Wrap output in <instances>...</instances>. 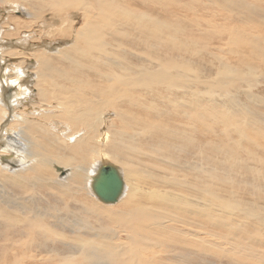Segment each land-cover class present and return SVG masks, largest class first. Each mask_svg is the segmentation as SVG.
<instances>
[{
  "label": "bare ground",
  "instance_id": "1",
  "mask_svg": "<svg viewBox=\"0 0 264 264\" xmlns=\"http://www.w3.org/2000/svg\"><path fill=\"white\" fill-rule=\"evenodd\" d=\"M144 1H139L137 12L124 22L121 19L127 14L116 0H0V7L8 5L11 10L22 11V17L11 13L5 20L9 29L1 26L2 61H10L8 70L18 72L25 60L31 61L19 75L5 68L2 73L0 67V151L9 152L6 140L10 132L21 140L19 146L10 147L9 160L8 153L0 157V264H141V258L146 260L147 255L135 249L130 231L118 234L127 241V248L107 245L116 226L125 229L137 226L138 221L143 238L158 235L154 241L160 245V256L176 253L167 262L156 264H184L177 255L186 245L192 247L200 264L210 257L205 254L220 261L232 258L231 264H264L262 254L234 249V244H254L260 236L264 238V207L257 203L244 207L242 200H219L217 193L204 184L203 179L212 178L215 171L205 168L206 161L230 166L232 160L217 156L210 160L202 144L198 145L190 150L194 162L191 167L185 166L186 160L184 167L179 165L181 159L174 163V168H184L185 184L169 183L164 173L173 159L159 139L162 133L175 138L172 123L179 120L203 127L204 123L219 122L225 132L240 138L247 130L264 140V129L256 125L258 121L264 124V119L257 118L256 109L244 104L263 103L253 90L260 92L264 87V33L258 35L256 28H264V16L259 13H264L259 3L264 4V0L152 1L150 6L159 8L156 21L168 32L152 29L151 44ZM196 9L200 18L195 17ZM226 10L243 21L241 29L226 26ZM72 15L76 16L75 22L71 21ZM79 15L86 24L77 26ZM123 26L122 35L132 44H139L137 52L142 64L139 59L136 64L127 61L122 43L109 37ZM32 27L43 32L42 42L27 32L10 35L11 28L20 31ZM192 57L197 60H190ZM141 66L151 72L147 79L135 73V68ZM1 78L10 84L6 86V96ZM132 86L144 92L141 98H132L139 103L138 116L126 119L127 131L121 124L115 130L114 121L106 126V117L113 114L114 106L125 92L132 91ZM148 107V117L142 118L140 114ZM53 113L68 123L83 125L68 124L67 130L62 129L49 117ZM162 113H166V127L159 119ZM114 115L119 116L117 112ZM87 119L94 120L93 127ZM178 127L184 138V127ZM79 128L82 131L77 134ZM184 140L177 145L174 142L171 150L187 151L183 148L191 145L194 138L187 134ZM248 145L259 147L251 141ZM98 159L116 167L122 179V190L114 203L101 202L93 192L92 179L99 166L97 170L93 167ZM140 161H153L161 167L159 178L149 174L147 191H142L145 167ZM59 173L64 175L58 177ZM5 184L10 185V191ZM34 188L50 192L58 210L39 203V198L30 193ZM176 189L184 194H175ZM206 199L210 209L204 206ZM232 215L246 220L243 228L229 221ZM47 216L63 228L50 226ZM195 217L201 222H196ZM90 219L99 229H94ZM248 219L255 223L248 224ZM165 223H182L184 228L170 231ZM205 226L218 229L221 239H230L229 247L206 240ZM80 229L91 236L85 237ZM168 232V237L162 239ZM224 232L232 234L224 237Z\"/></svg>",
  "mask_w": 264,
  "mask_h": 264
},
{
  "label": "rangeland",
  "instance_id": "2",
  "mask_svg": "<svg viewBox=\"0 0 264 264\" xmlns=\"http://www.w3.org/2000/svg\"><path fill=\"white\" fill-rule=\"evenodd\" d=\"M139 1H141V0H116V5H118L120 7V9L124 11L125 15L127 14L126 17L121 19L122 21L127 22L129 20L128 15L137 12L138 7H139ZM152 1H159V0H146L143 2V5H142L143 9L147 12L145 24L150 26V29L148 31V33H149V36H148L149 44H151L153 41V35L151 33L152 29L157 28L159 31L168 32L167 29L163 28V26L160 24L159 21H156L157 15L159 14V10H158L159 8L157 5H154L151 7L150 3ZM173 1H174V3H183L185 0H173ZM254 1H257V0H253V2ZM259 3L262 6H264L263 3H261V2H259ZM0 10H1L0 11V18H1L0 19V29H1V26L4 27V29H9L10 24L4 23V22L8 17H10L11 13H12L11 15H13V16L22 17V15L19 13V12H22L20 9H19V11H18V9L11 10L8 8V5L7 6L3 5L2 7H0ZM234 10L237 12L241 11L238 8H235ZM78 12L81 15V10ZM226 12H227L226 26L229 28L235 27L237 29H241L242 28L241 25L243 24V21L241 19H239L237 16H235L234 14H233L234 16H231L230 15L231 10L229 13L227 10H226ZM259 13L264 16V13H262L260 11H259ZM80 15H79V17H77V20H78L77 26L79 25V23L80 24H86L84 19H81ZM199 16H200L199 10L196 9L195 17L200 18ZM72 18L73 19L71 21L74 20V22H75L76 16H73ZM249 19H251V18H249ZM256 28H257V34L258 35H261V33L262 34L264 33L263 27L256 25ZM123 29H124V26L122 27V29L120 31L112 32V34L109 37L114 38L116 42H121L122 43L121 48H122V52H123L124 57L130 63L136 64L138 62V59L140 58L138 56V52H137L139 44L138 43L132 44L128 37H124L122 35ZM23 32H27V34L34 37L36 39V41L42 42V33L43 32H39L38 28H34V27L29 28L27 30L23 29L20 31H13V28H11L10 35L11 36L23 35ZM0 35L2 36L1 31H0ZM58 36H62V35H58ZM2 37H4V36H2ZM62 39L64 40V42L66 41L65 37H62ZM8 48H10V46H8ZM190 60L195 61V60H197V58L192 57V58H190ZM0 61H1L0 67L3 68L2 73L6 69L8 72L9 71L10 72H12V71L16 72V74H13V75H19L18 73L22 69L27 68L28 65L31 64V61L29 62L28 60H25V62L22 64V67L20 68V71L18 72V70H16V69L15 70L14 69L8 70L9 66H7V65L10 64V61L7 62V64L4 63L1 59V56H0ZM140 62L142 64L144 61H142V59H141ZM30 69L33 70V67H31ZM135 73L139 78H142V79H147L148 77L151 76V72L149 70L143 69L142 66L140 68L136 67ZM87 82H90V81H87ZM7 83L8 82L4 81L3 82L4 87L2 88V93L3 94L5 93V96L8 93V89H7L8 87H6V86L10 85ZM132 88H133L132 91L131 90L127 91L122 95L120 101L114 106L113 114H108V117H106V122H108V124L106 126L109 125L110 121H114L115 124L117 125V127L114 128L115 130H118L119 124H121L125 127V129L127 131V126L129 123L126 119L131 117V116H135V117L138 116L139 112L137 109V105L139 103L135 100H132V98H134V99L141 98L142 96H144V92L139 90L138 88H135L134 86H132ZM258 91H259V89L253 90V92L257 93L260 97H262L263 103L259 104L258 106L250 104L249 102H247V103L243 102V103L247 104L250 108L252 107V109H254V108L256 109L257 118L264 119V87L261 89L260 92H258ZM241 98H243V97H241ZM240 102L242 103V101H240ZM159 103H160V101H159ZM160 107L165 109V106L162 105L161 103H160ZM110 110H112V109H110ZM45 111H47V108H45ZM114 112H117L119 114V116H115ZM149 113L150 112H149V107H148L147 112L141 113L140 115L142 118H147L148 117L147 115ZM49 117L51 119H54V121L57 123V125L60 128L65 129V130H67L68 124H72L74 127H80L83 125L80 123L79 125L76 126L74 124V122L68 123V121L65 120L63 117H58V115L56 113L50 114ZM114 117L119 118L118 119L119 122L115 121ZM165 118H166V113H162V115L160 116L159 119H160V121H162L165 124V127H166L168 125V123H167ZM169 119H171V118H169ZM123 120H126L127 123H124ZM93 121H94L93 119H89V120L87 119V122L92 127L94 126ZM157 122H158V119H157ZM216 123L217 124H214L212 122L204 123V127H205L204 128L202 125L197 126V123H195L193 121L184 123V122H181L179 120H178V122H177V120H175L172 123V130L176 133L175 138L169 134H163V133L160 134L159 139L161 141V146L163 147V149H168L167 154H169L170 157L173 159V162L167 165V169H166L164 175L167 177L169 183L179 182V183L185 184L184 183L185 180L183 179L185 177L184 168H180V167L174 168V163H177L178 159H181L179 165L184 167V160H186L185 166L191 167L194 162L191 159V156H190L191 151L190 150L191 149H197V146L202 144L203 149H205V154L207 156L210 155L209 156L210 160L212 159L211 156L215 157V158L217 156L220 159H223V158H226V159L228 158V160L231 159L233 162V165L221 166L219 164L215 165V162L212 163V161H208V162L206 161L205 162V168H207V169L212 168V169H215V171H214L212 178L203 179L205 187L210 189L211 191L213 190V192H216L219 200H223V201H227V202H233L235 200H242L244 203V205H243L244 207L250 206L252 203H257L260 206L264 207V140L256 137L255 135H252L247 130H244V137L240 138L231 132H225V127L219 122H216ZM256 125L264 129V124L261 123L260 121L256 122ZM178 126L184 127V138L182 137V134L178 131L179 130ZM17 131H14V132H17ZM81 131H82L81 128H79L77 130V134L81 133ZM188 131H192V134L188 133ZM72 134L73 133H70V135H72ZM187 134L192 135V137L194 138V142L191 145H187L185 148H183V149H188V150L183 151V152H175V151L171 150L174 142H175V144L176 143L178 144V142H186L184 139H185ZM196 134H197V141H196ZM9 135H10V138L6 140V145H7L6 147L9 148V152H7L9 157H7V160H9L8 158H10V147L14 144L19 146V144L21 142V140L19 139L20 136H14L11 132ZM12 135H13V137H11ZM16 135H19V134H16ZM223 135H225V136H223ZM91 136L94 139L95 136L92 133V129H91ZM72 139H74V138L72 137ZM248 141L256 143L259 147L258 148L250 147L248 145ZM93 143H95L94 140H93ZM1 146L4 147L2 143H1ZM0 150H2V149H0ZM92 150H97V151L102 150L105 153L108 152V149H92ZM50 151H53V149H50ZM186 152L188 153V155L183 156ZM7 153L0 151V155H1L0 157L4 156V154H7ZM149 153L152 154V152H149ZM13 154H15V153L13 152ZM100 161H105V160L98 159L97 161H95L94 167H93L94 169L97 170V167L99 166ZM0 162H2V161H0ZM143 162L140 161V163L144 164V167H145L144 169H142L144 175L142 176L141 185H142V191H147V189L149 188V184H148L149 174L154 176V177L159 178V173H161V167L159 164L155 165V163L153 161H151V162L146 161L149 163H143ZM9 165H11V164H9ZM11 167H12V165H11ZM173 170H175V173H173ZM63 175H64L63 173H59L58 177H62ZM53 178L55 179V177H53ZM5 185L8 189V191H10V185L9 184H5ZM5 191L7 192V190H5ZM173 192L175 194H184V192L181 189H176ZM30 193L35 194L39 198V200H40L39 203H42L45 206H51L52 208H54V210H58L55 208V206L52 202L50 192H44L43 193L38 188H34V189L30 190ZM20 196H23L22 193L20 194ZM93 200L95 202H97L98 204H100L97 199H93ZM144 203L148 204L147 201H144ZM204 203H203L204 206L206 205L205 208L210 209V207H211L210 201H208V199H206L204 201ZM62 214L66 215V213L64 211L62 212ZM223 214L226 215L225 212H223ZM235 214L241 215V212H236ZM239 219H240V221H239ZM242 219H243L242 217L238 218L235 215H232L229 217L230 222H232L235 225H240V226L242 225L241 227L243 228L244 225L246 224V220L245 219L242 220ZM46 220L48 221V224L52 227L63 228L58 223L52 222V218L49 216L46 217ZM195 221L201 222V219L198 217H195ZM236 221H237V223H236ZM140 222L141 221L137 222V224H136L137 226H135L133 224L131 227H128L125 229H123L121 226H116L115 228L117 231L114 230L115 233L112 234L111 235L112 237H110L107 240L108 241L107 245L113 246V247L127 248L128 247L127 241L125 239H122L121 237H119L118 234H121L122 232L130 231L132 234V240H133L135 249L140 253V255H142V256L147 255L146 260L144 258H141V261H142L141 264H156L159 261L167 262L170 255H176V253L174 251H171L167 255L160 256L158 254L160 252V245L158 246L154 241V237L158 238V235L152 233L148 236V238H143L140 234L141 227L137 228L138 225H140ZM90 223L94 227V229H99V227L94 224V220L90 219ZM254 223H255V221L253 219H248V224L253 225ZM165 225H167V227L170 231L171 230H182L184 228L182 223H177V224L165 223ZM77 227H79V225ZM109 228H114V226L109 225ZM79 232L82 233L85 237L91 236V234H92V233L90 234V232L84 231L82 229H80ZM108 232H110V229ZM148 232L150 233V230H148ZM168 234H170V232L164 233L163 236H161L162 239L167 238ZM220 234H221V232L218 229H213V228L211 229V228L206 227V226H205L204 233H203L204 238L206 240L220 243L223 247L228 248L229 242H231V240L230 239H228V240L221 239L219 237ZM231 234L232 233H230V232H224V237L227 235H231ZM257 241H255L254 244H251L248 241L241 242L240 244H234V249L236 251H244V250L247 251L248 250V251H251L252 253L257 252V253H260L264 256V238L262 236H260ZM193 244H194V240H193ZM197 245L200 247L198 242H197ZM187 247L190 250H188ZM100 253L102 254L101 251H100ZM195 255L196 254L193 251L192 247L190 245H186L182 254L177 255V256L180 258V261H182L184 264H200V258H198ZM203 256L204 257L210 256V257L204 258V260L203 259L201 260V262L203 264H231L230 260L232 259V258L226 257L224 260L220 261V260H217L213 257L211 258V255H209V254H205ZM92 258L95 261L96 256H94L92 254ZM152 259H153L152 262L147 261V260L150 261ZM177 262H179V261H177ZM86 264H95V263L93 261H91V262L86 263Z\"/></svg>",
  "mask_w": 264,
  "mask_h": 264
},
{
  "label": "water",
  "instance_id": "3",
  "mask_svg": "<svg viewBox=\"0 0 264 264\" xmlns=\"http://www.w3.org/2000/svg\"><path fill=\"white\" fill-rule=\"evenodd\" d=\"M122 186V179L117 168L100 161L99 168L92 179V189L96 197L103 203H114L121 193Z\"/></svg>",
  "mask_w": 264,
  "mask_h": 264
}]
</instances>
